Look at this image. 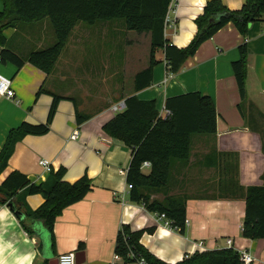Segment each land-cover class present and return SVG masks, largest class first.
Masks as SVG:
<instances>
[{
	"label": "crops",
	"instance_id": "obj_1",
	"mask_svg": "<svg viewBox=\"0 0 264 264\" xmlns=\"http://www.w3.org/2000/svg\"><path fill=\"white\" fill-rule=\"evenodd\" d=\"M209 1L176 0L169 15L174 29L171 26L167 29L166 40L177 48L186 47L197 32L195 19ZM220 1L229 10H239L244 3V0ZM3 9L0 2V12ZM46 21L5 30L7 48L22 60L31 51L46 48L52 40L43 33ZM263 26L264 16L251 24L243 37L228 23L205 41L175 75L167 76L166 63L158 57L150 88L133 92L134 76L148 64L142 65L129 76L131 84L126 91L97 100L77 99L69 86L71 77L63 75L58 77L59 83L64 84L59 92L51 77L55 66L46 75L28 62L21 68L10 62L0 63V74L12 81L15 94L13 99L0 96V151L8 133L22 123L44 124L52 95L61 97L49 132L42 136L26 135L15 144L0 174V183L9 173L17 171L38 185L46 181L50 170L61 167L65 169L63 180L67 183L83 176L90 180L89 192L62 211L52 231L41 221L25 218L24 224L31 230L27 233L19 217L0 205V264H57V257L67 252L79 253L81 264H123L113 259L116 236L122 226L141 232L140 244L167 264L178 263L195 252L225 248L248 253L254 259L252 264H264V239L241 236L245 191L251 186H264ZM79 28L85 31L82 25L73 31ZM102 30L104 35L115 32L109 27ZM75 42L87 44L80 37ZM242 44L247 48L244 99L240 98L232 70ZM74 48L72 57L76 59L84 49L75 52ZM80 57L82 61L83 54ZM188 93L209 97L217 118L215 134L194 136L189 159L171 166L169 194L186 198V227L184 234H179L164 227L142 205L128 201L125 172L131 150L121 141L106 136L102 126L116 114L111 107L131 95L140 101H155L161 116L167 98ZM76 111L88 119L78 125ZM74 131H78V138L71 140ZM43 160L49 163V171L40 166ZM23 202L28 211H34L44 199L40 194L27 195ZM228 240L230 247L226 245ZM199 243L202 245L198 246Z\"/></svg>",
	"mask_w": 264,
	"mask_h": 264
},
{
	"label": "trees",
	"instance_id": "obj_2",
	"mask_svg": "<svg viewBox=\"0 0 264 264\" xmlns=\"http://www.w3.org/2000/svg\"><path fill=\"white\" fill-rule=\"evenodd\" d=\"M4 9L0 12V63L10 62L21 68L24 62L46 75L54 66L66 46L73 29L79 25L122 20L126 31L145 34L149 37L148 65L133 78L134 93L152 85L153 68L158 57L166 63L168 76L175 75L199 47L212 38L220 29L231 23L246 37L248 24L259 22L264 16V0H244L239 10L227 9L220 0H211L203 7L202 14L194 23L197 32L184 48L170 44L164 36V19L171 0H0ZM252 18V20H251ZM47 20L54 35L52 46L31 51L20 59L7 47L3 33L21 25L36 24ZM239 59L232 63L233 75L241 99L245 97L246 56L245 44L238 47ZM38 91L36 97L40 94ZM53 100L44 124L22 123L11 130L0 151V174L7 166L14 146L26 135L42 136L49 132L52 118L61 97ZM125 108L102 126L109 138L121 141L131 150V159L125 172L128 201L142 205L147 212L163 214L171 222L174 231L184 234L186 198L169 194L172 163L186 162L191 151L192 138L196 135H213L216 132V110L212 100L199 93H188L167 98L164 108L170 114L161 117L155 101H140L135 95L124 99ZM88 119L76 111V123ZM149 163L147 172L141 169ZM64 168L50 170L45 182L31 183L25 175L13 171L0 183V205L13 213L26 214L27 220L41 221L52 231V226L62 211L81 201L90 190V180L83 176L74 183L63 180ZM42 195L44 202L34 211L25 208L23 198L27 195ZM152 195L159 197L154 199ZM161 196V197H160ZM245 209L241 236L249 240L264 239V186L248 187L244 195ZM27 233L29 227L21 221ZM148 232H151L149 230ZM141 232H132L122 226L117 233L114 254L123 264L144 260L146 264H167L145 249L139 242ZM81 249V246L79 247ZM175 264H243L239 252L232 248L195 252Z\"/></svg>",
	"mask_w": 264,
	"mask_h": 264
},
{
	"label": "rangeland",
	"instance_id": "obj_3",
	"mask_svg": "<svg viewBox=\"0 0 264 264\" xmlns=\"http://www.w3.org/2000/svg\"><path fill=\"white\" fill-rule=\"evenodd\" d=\"M79 25H82L85 31L82 32L80 28L72 31L68 44L61 52L51 75L58 84V91L61 92L63 90L61 87H64V84L58 81L61 75L71 77L69 86L73 88V95L77 99L97 100L105 95L119 93L120 90L126 91L131 84L129 76L139 70L142 65L148 64V35L126 31L122 20H112L91 26ZM102 25H105L104 28ZM107 27L114 28L115 32L104 35L102 29ZM89 32L90 36H88ZM43 33L52 39L47 47L52 46L53 30L47 21ZM76 37L83 40L85 38L87 44L77 45ZM30 43L26 45L29 46ZM72 47H75V52L83 47L84 52H79L75 59L72 57ZM77 60L79 64L75 62ZM65 85L68 86V84Z\"/></svg>",
	"mask_w": 264,
	"mask_h": 264
},
{
	"label": "built area",
	"instance_id": "obj_4",
	"mask_svg": "<svg viewBox=\"0 0 264 264\" xmlns=\"http://www.w3.org/2000/svg\"><path fill=\"white\" fill-rule=\"evenodd\" d=\"M175 3H176V0H171L167 14L165 16V19H164V36L166 35L167 29H169L170 26L174 29V27H173L174 23H172V21L170 20L169 15L171 14V12H173ZM263 28H264V26H263ZM168 77H170V76H168ZM0 96L4 97L6 99H13L15 96L14 90L12 88V81L9 78H7L1 74H0ZM124 108H125V103H124V101H122V102H119V103L113 105L111 107V110H112V112L117 114V113L122 112L124 110ZM169 114L170 113L164 109L161 117L166 118ZM77 138H78V131H74L72 133L70 139L76 140ZM40 166L44 170L49 171V163L47 161H45V160L41 161ZM149 167H150L149 163L144 162L141 166V169H149ZM121 172H123V171H121ZM126 188L129 190V189H131V186L127 185ZM154 215H155L156 220L159 223H161L164 227L173 230L171 222L169 220H167L163 214H154ZM185 224H186V220H185ZM201 245H202L201 243L198 244V246H201ZM226 245L230 247L231 241L228 240L226 242ZM239 254H240V261L243 264H252L253 263L254 259L248 253L241 252ZM113 259L119 260L122 262L121 257H119L118 255H114ZM76 261H77L76 255L74 252L63 253L57 257V264H76ZM133 264H146V263L144 262V260H138Z\"/></svg>",
	"mask_w": 264,
	"mask_h": 264
},
{
	"label": "water",
	"instance_id": "obj_5",
	"mask_svg": "<svg viewBox=\"0 0 264 264\" xmlns=\"http://www.w3.org/2000/svg\"><path fill=\"white\" fill-rule=\"evenodd\" d=\"M252 20V18H251ZM251 26V22L248 24V28H250ZM17 217H19L20 221H23L25 218H26V214L22 213L21 211H18L16 213ZM78 256H79V253L76 254V257H77V261H76V264H81V262L78 261ZM57 262V261H55Z\"/></svg>",
	"mask_w": 264,
	"mask_h": 264
}]
</instances>
